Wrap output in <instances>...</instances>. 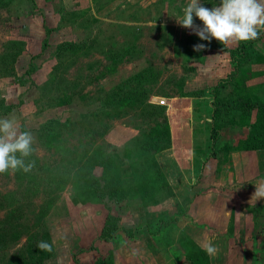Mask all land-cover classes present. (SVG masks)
I'll return each instance as SVG.
<instances>
[{"label":"rangeland","instance_id":"1","mask_svg":"<svg viewBox=\"0 0 264 264\" xmlns=\"http://www.w3.org/2000/svg\"><path fill=\"white\" fill-rule=\"evenodd\" d=\"M217 1L201 0L209 8ZM187 2L13 0L0 6V54L10 41L25 44L16 75L0 72V118H14L21 131L32 133V156L38 158L36 169L21 178L11 170L0 174V264H30L41 240L53 248H37L34 264H144L137 255L119 260L115 250L122 243L99 239L108 214L124 228L151 236L146 251L192 264L189 257L201 249L185 231L196 225L187 214L190 190L200 183L214 187L204 179L212 158L227 169L231 152L264 146V109L246 112L240 104L264 99V30L254 44L256 55L234 57L240 42L204 41L177 23ZM194 23L203 26L195 16ZM66 41L79 50L72 64L54 70L56 49ZM198 43L207 47L194 51ZM148 67L157 74L148 102L165 107L171 136L169 148L149 156L140 145L155 123L140 110L106 104L115 87L125 88ZM50 121L67 125L45 137L42 127ZM162 153L186 167L185 176L173 180L180 195H172L166 182ZM85 171V180L76 177ZM115 176L122 195L105 190L104 199L97 197ZM254 185L234 178L229 186Z\"/></svg>","mask_w":264,"mask_h":264},{"label":"crops","instance_id":"2","mask_svg":"<svg viewBox=\"0 0 264 264\" xmlns=\"http://www.w3.org/2000/svg\"><path fill=\"white\" fill-rule=\"evenodd\" d=\"M167 153H162L159 164L173 193L180 195L183 191L174 188L173 180L184 177L186 167L181 165L179 158L175 160ZM229 157L227 169L219 168L218 157L212 158L214 166L209 162L206 167L204 179L214 187L203 189L201 187L205 184L200 183L190 190L194 198L187 214L196 225L186 227L185 231L199 248L205 250L208 242L218 248L215 255H208L209 264H264V198L256 200L253 195L255 186L264 180V146L255 151L244 149L231 152ZM234 178L238 184L253 180L255 185L251 188L229 186ZM148 237L152 238L134 232V237L127 236L125 239L117 232L111 242H117L116 238L123 241L115 250H118L119 260L135 259L137 255L154 260L151 264H176V257L166 252L146 251L143 246L149 242ZM146 260L144 264H148Z\"/></svg>","mask_w":264,"mask_h":264},{"label":"trees","instance_id":"3","mask_svg":"<svg viewBox=\"0 0 264 264\" xmlns=\"http://www.w3.org/2000/svg\"><path fill=\"white\" fill-rule=\"evenodd\" d=\"M13 0H0V6H7L10 2ZM216 4L219 3V1L215 2ZM262 38V34L260 32L259 38L253 41H247V42H240V44L231 51L232 55L234 57L238 56L237 54H247L250 58L253 57V55L257 54V51L254 47L255 42H257L259 39ZM25 44L23 41L13 40L10 41L6 47V51H4L2 54H0V72L4 74L5 76H15L16 75V62L18 57L22 54L24 51ZM79 44L72 42V41H66L61 43L57 49H56V57L58 59V65L54 68V70L59 69L61 64H69L73 63V55H75L78 52ZM236 54V55H235ZM70 64V65H71ZM157 80V74L154 73V71L151 69V67L146 68L142 72L134 74L131 78H129L126 83H124V86L127 85L125 88L123 87H115V89L112 91V96H110L106 100V104L112 106V109H116L121 106H127L128 109L131 110H140L144 112L153 123H155V128L148 134L147 138L141 142L140 148L144 151L145 154L150 155L149 153H156L158 151L165 150L170 147L171 145V136H170V128L167 123V116L165 112V107L161 105H156L148 102V97L150 95L152 85ZM149 84V87L147 85ZM151 85V88H150ZM120 88V89H119ZM123 89V92L121 90ZM117 96V97H116ZM243 101L240 103L243 107V111H249L252 108L256 107L257 112L259 113L261 110L264 109V99L260 100L258 102H253L252 105H248L247 103L245 106L242 105ZM260 114V113H259ZM220 112L218 110L215 111V119H219ZM162 120V121H161ZM65 123L63 122H55L50 121L48 124L44 125L42 127V133L45 137H49L50 135H56L57 133H61V130L65 127ZM262 137H264L262 135ZM258 140L260 138L258 137ZM256 148L258 147L257 144L249 145L246 147V149L249 148ZM263 147V146H262ZM27 161H35V167L31 170L32 172L34 169H36L38 158H35L34 156H29L26 158ZM160 169V168H159ZM31 171H29L31 173ZM28 172H24L22 170H17L16 175L17 177H20L23 175H26ZM85 173V174H84ZM34 174V173H33ZM35 175V174H34ZM88 173L80 172L76 175V177L80 176V180H85L88 176ZM87 176V177H86ZM31 178V177H30ZM166 179V178H165ZM167 182V181H166ZM168 184V182H167ZM170 187V186H169ZM105 190L114 197L121 196L122 193V183L118 179V177H114L109 185L106 186V188H100L97 190V197L100 199H104L105 196ZM172 195H174L172 189H171ZM43 211V210H42ZM119 219L111 214H108L106 216V222L102 228V231L100 233L99 239L103 241H112L119 230L124 231V233L129 237H134V231L131 229H126L123 226L119 225ZM2 239L1 232H0V241ZM120 243L123 241L120 240V238H116ZM50 240V239H49ZM190 243L194 244V246L197 247V245L190 241ZM51 244V242H50ZM51 248H53L52 244L50 245ZM201 249V248H200ZM40 255L38 254V249L36 248L32 255L30 256V264H34L36 257ZM51 254L48 253V256ZM192 264H209V257L205 250L201 249L198 250V254L195 256L189 257ZM43 264V263H39ZM75 264H83L82 262L75 260Z\"/></svg>","mask_w":264,"mask_h":264},{"label":"clouds","instance_id":"4","mask_svg":"<svg viewBox=\"0 0 264 264\" xmlns=\"http://www.w3.org/2000/svg\"><path fill=\"white\" fill-rule=\"evenodd\" d=\"M194 16L202 22V27L194 23ZM177 23L198 36L209 41L214 38L220 44L247 42L259 38L264 30V0H219L211 8L205 7L201 0H188ZM206 44L193 45L194 51H201ZM34 137L29 131H21L14 118H0V174L9 170L29 172L35 161H27L35 151ZM257 199L264 198V180L255 186L253 194ZM36 247L41 251H51L46 241H38ZM205 251L212 256L218 248L208 242Z\"/></svg>","mask_w":264,"mask_h":264}]
</instances>
